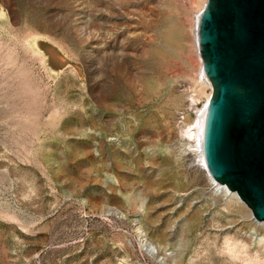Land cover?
Segmentation results:
<instances>
[{
    "label": "rangeland",
    "instance_id": "rangeland-1",
    "mask_svg": "<svg viewBox=\"0 0 264 264\" xmlns=\"http://www.w3.org/2000/svg\"><path fill=\"white\" fill-rule=\"evenodd\" d=\"M207 1L0 0V264H264V221L187 154Z\"/></svg>",
    "mask_w": 264,
    "mask_h": 264
},
{
    "label": "water",
    "instance_id": "water-1",
    "mask_svg": "<svg viewBox=\"0 0 264 264\" xmlns=\"http://www.w3.org/2000/svg\"><path fill=\"white\" fill-rule=\"evenodd\" d=\"M198 38L214 86L205 126L208 164L264 221V0H208Z\"/></svg>",
    "mask_w": 264,
    "mask_h": 264
},
{
    "label": "bare ground",
    "instance_id": "bare-ground-1",
    "mask_svg": "<svg viewBox=\"0 0 264 264\" xmlns=\"http://www.w3.org/2000/svg\"><path fill=\"white\" fill-rule=\"evenodd\" d=\"M205 4L203 5L202 8H200L197 20L195 22V29H196V37H197V48L199 51V54L201 56V48H200V41L198 38V28H199V19H200V14L201 11L203 10ZM202 58V56H201ZM203 59V58H202ZM203 75L209 80L210 84L212 85V88H214L212 82L208 78L206 71L204 69V59H203ZM212 94L208 95V98L204 105L200 108L198 114L196 117H191L190 115L188 116L187 114L185 115L184 120H188V130L187 133L189 136L193 139V144L191 147L187 149V154H192L193 153V158L191 161V165L197 168L198 170L201 171V173L205 176L206 180L211 181L213 184V187L217 189L216 193H220L222 195L221 199H224L225 202L227 203H238V204H244L246 203L239 193L237 191L231 190L226 184H223L219 182L214 176L213 173L210 169V166L208 164L207 158H206V149H205V126H206V114H207V108L208 104L210 102ZM184 121V122H185ZM185 122V123H187ZM186 151V150H185ZM194 151L196 154L194 155ZM186 154V155H187ZM215 194V193H214ZM137 234L140 239V245L143 249H145L153 258H157L160 255V249L159 246L153 243L147 235L146 230L140 224L139 222L137 223ZM259 241L264 242V237H259ZM223 248L226 253H228L231 257H240V254L242 253L239 250L240 244L234 240L231 237L225 238L223 242ZM174 256V255H173ZM175 257V256H174ZM203 256H199L196 258V261L202 260Z\"/></svg>",
    "mask_w": 264,
    "mask_h": 264
}]
</instances>
